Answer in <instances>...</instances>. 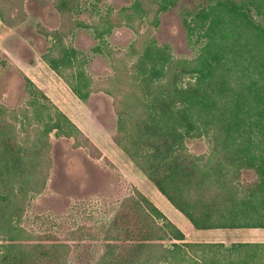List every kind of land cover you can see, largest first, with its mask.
<instances>
[{"label":"trees","instance_id":"1","mask_svg":"<svg viewBox=\"0 0 264 264\" xmlns=\"http://www.w3.org/2000/svg\"><path fill=\"white\" fill-rule=\"evenodd\" d=\"M102 1L93 9L86 0L56 2L73 28L44 32L52 44L43 61L81 101L98 92L114 99L115 144L194 228L264 229V25L252 11L264 16V0H218L182 13L188 39L202 42L191 59L175 57L154 36L178 0H134L118 12H101ZM88 7L90 23L78 18ZM0 20L7 22L3 7ZM121 27L143 38L110 51L114 74L103 84L88 72L91 58L74 46L72 30L91 29L103 44ZM100 44L93 52H103ZM25 81V105H0V264H71L72 246L42 241L24 226L25 216L47 186L53 133L92 147L97 158L102 152L30 77ZM203 137L211 151L193 154L187 140ZM98 232L107 246L97 264H264V242L188 241L139 190Z\"/></svg>","mask_w":264,"mask_h":264},{"label":"rangeland","instance_id":"2","mask_svg":"<svg viewBox=\"0 0 264 264\" xmlns=\"http://www.w3.org/2000/svg\"><path fill=\"white\" fill-rule=\"evenodd\" d=\"M58 0H0L7 22L0 20V105L17 109L26 104L29 94L25 76L36 73L43 78L41 88L50 99L77 124L102 152L92 147L78 146L73 138L51 135L52 168L44 191L30 202L24 226L42 241L49 239L67 242L72 246L71 264H97L107 242L102 225L110 226L124 202L137 190L148 196L187 236L191 242H264V229L197 230L188 218L178 211L133 164L114 142L117 111L114 99L103 93L93 94L81 101L69 86L46 64L42 56L52 44L45 31L70 30L74 19L62 16L56 9ZM88 1L91 8L94 0ZM218 0H178L177 6L163 13L154 36L159 45L169 44L178 58H193L202 45L199 36L189 40L182 22V13L214 4ZM248 3L250 0H232ZM134 0H103L101 12H118ZM93 9V8H92ZM81 21L92 22V10L83 9ZM256 21L264 25V16L252 8ZM148 24L143 26V33ZM74 46L91 58L88 72L101 83L114 74L110 51H125L140 38L128 27H121L100 44L91 29H73ZM71 37V38H72ZM71 41V39H70ZM102 45L103 52L93 49ZM30 66H33L31 68ZM26 71V72H25ZM49 71L51 76L49 75ZM38 76V77H39ZM29 77V76H28ZM54 77V78H53ZM42 84V79H41ZM64 112V111H63ZM189 150L195 155L211 151L207 137L188 139ZM248 181L253 175H245ZM85 236H82V232ZM94 233L96 238L89 236Z\"/></svg>","mask_w":264,"mask_h":264},{"label":"crops","instance_id":"3","mask_svg":"<svg viewBox=\"0 0 264 264\" xmlns=\"http://www.w3.org/2000/svg\"><path fill=\"white\" fill-rule=\"evenodd\" d=\"M31 68H33V66H30ZM26 72V71H25ZM54 72V71H53ZM27 75L34 81L36 82L41 88H44L42 85L44 84L43 83V78H41L38 74L36 73H31V74H28ZM39 76V77H38ZM48 76H53L51 75L50 71H49V75ZM54 78V77H53ZM41 79H42V84H41ZM65 112V110H63ZM67 114V113H66ZM68 115V114H67ZM244 229H247V228H244ZM189 241V240H188ZM212 243H225V242H212ZM233 243H246V242H233ZM250 243V242H249ZM226 244V243H225ZM232 244V243H231ZM226 245H230V244H226Z\"/></svg>","mask_w":264,"mask_h":264}]
</instances>
